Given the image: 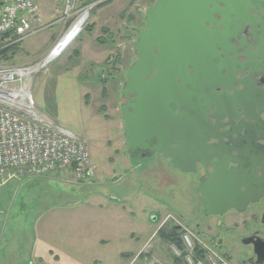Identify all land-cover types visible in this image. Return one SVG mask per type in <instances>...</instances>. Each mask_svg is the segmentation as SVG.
Listing matches in <instances>:
<instances>
[{
    "label": "rangeland",
    "instance_id": "374dc122",
    "mask_svg": "<svg viewBox=\"0 0 264 264\" xmlns=\"http://www.w3.org/2000/svg\"><path fill=\"white\" fill-rule=\"evenodd\" d=\"M154 2L39 0L42 30L19 43L10 58L1 61L0 65L7 66L43 62L87 12L84 26L61 55L32 79V86L39 111L88 142L92 172L82 181L59 173L5 180L0 187V264H45L29 254L34 238L44 236L39 226L45 220L52 221L54 229L57 226L56 240L68 236L74 242V234L83 237L84 242L72 244L68 258L62 259L64 264H141L145 252L171 264L172 241L164 236L173 225L181 227L177 239L184 230L210 247L203 232L196 229L208 221L196 190L197 175L179 172L162 154L143 159L132 158L126 151L119 105L124 103L120 94L124 73L135 61L131 28L144 26L145 12ZM83 45L84 58L78 59L76 52ZM93 48L95 53L101 48L99 60L92 58ZM132 194L143 199L142 210L135 206V218L126 224L120 218L119 205L127 206ZM114 204H118L116 209ZM51 209L61 213L51 212L44 218ZM149 216L156 217V222ZM92 224L102 230H92ZM130 231H135L132 242L127 236ZM96 233L105 235L109 243H96ZM123 248L132 251L119 254ZM77 255L81 258L73 260Z\"/></svg>",
    "mask_w": 264,
    "mask_h": 264
},
{
    "label": "water",
    "instance_id": "95a60500",
    "mask_svg": "<svg viewBox=\"0 0 264 264\" xmlns=\"http://www.w3.org/2000/svg\"><path fill=\"white\" fill-rule=\"evenodd\" d=\"M143 21L141 29L131 28L135 61L120 89L126 99L119 111L127 154L143 159L162 154L184 173L200 166L205 178L197 192L206 204L204 215L244 212L264 197L263 178L255 177L256 170L246 176L241 162L228 169L219 147L209 145L222 137L216 132L218 120H231L230 112L220 109L234 97L211 89H231L221 76L228 64V39L243 23L264 29V0H155Z\"/></svg>",
    "mask_w": 264,
    "mask_h": 264
},
{
    "label": "built area",
    "instance_id": "2783aa9c",
    "mask_svg": "<svg viewBox=\"0 0 264 264\" xmlns=\"http://www.w3.org/2000/svg\"><path fill=\"white\" fill-rule=\"evenodd\" d=\"M38 2L0 0V48L19 44L42 30ZM49 63L0 65V187L9 178L59 173L82 181L92 172L88 142L37 108L32 79ZM169 253L171 264H232L184 230L179 239L170 242ZM141 264L165 263L145 252Z\"/></svg>",
    "mask_w": 264,
    "mask_h": 264
},
{
    "label": "flooded vegetation",
    "instance_id": "af4514ba",
    "mask_svg": "<svg viewBox=\"0 0 264 264\" xmlns=\"http://www.w3.org/2000/svg\"><path fill=\"white\" fill-rule=\"evenodd\" d=\"M227 44L228 64L221 76L229 80L231 89L224 91L221 87H213L211 91L216 95L234 96L220 109L229 111L232 117L231 120L225 118L217 122L212 116L215 112L212 109L209 121L213 125L218 123L216 132L222 137L211 140L209 145L219 147V154L229 160L228 169L237 168L241 162L246 176L251 177L256 170L254 175L263 178L264 189V29L259 23L240 24ZM218 114L224 116L225 113H217L219 117ZM236 159L238 162L232 163ZM208 172L212 170L209 168ZM186 174L197 175V188L200 178H205V171L200 166L195 173ZM201 199L204 218L214 220V223L208 224L207 221L196 229L203 232L210 247L232 264H264V197L249 204L244 212L231 210L223 216L214 217L204 215L206 204ZM152 217L149 216V220Z\"/></svg>",
    "mask_w": 264,
    "mask_h": 264
},
{
    "label": "crops",
    "instance_id": "0c3cea01",
    "mask_svg": "<svg viewBox=\"0 0 264 264\" xmlns=\"http://www.w3.org/2000/svg\"><path fill=\"white\" fill-rule=\"evenodd\" d=\"M38 10H39V8H38ZM40 16H41V14H40ZM85 47L86 46L83 45L82 50H80V52H76V54L78 56V59L84 58L82 56V51H84ZM100 49L101 48L96 49V53H95L94 48L90 50V52H91L90 54H93L92 58L98 59V60L101 58V55H100L101 54V50ZM103 52H106V49ZM87 53H88V50L86 51L85 54H87ZM107 58H108L107 56L104 57L105 60ZM107 60L104 62L105 64L108 62ZM74 78H77V76L75 75ZM131 198H132V200L130 201V203L128 202V204H126L127 206L119 205L120 206L119 210L121 211L120 212V218H122V220L126 224L129 223L130 220L135 218V214L133 212V211H135V209H133L135 206H136V208H138V210H142L143 199H141V197L138 198L136 194H132ZM129 204H133V205L130 206ZM114 205H115L114 209H116L118 204H114ZM60 211L61 210L51 209V210H49V212H46L43 217L44 218L47 217V215L49 213H51V212H56V213L60 214L61 213ZM54 215H55V217L57 216V214H54ZM50 222H51V224H50ZM52 224H53L52 221H50V220L46 221L45 220L44 224L42 226L41 225L39 226L40 227V234H43L44 236L43 237H40V236L37 237L36 236V238H34V242L30 246L29 254L31 255L32 259L33 258L36 259V260L43 259L45 264H52V262L54 264H64L62 259H65V258L67 259L68 258V251L70 249H72V247L74 246L72 244L75 243V242H77V244H78L79 240L83 241V242H84V240H83V237L81 238L77 234H74V237H72V238H76V240H77V241H74V242L72 240H70L68 236H62L61 240L60 239L56 240V239H54L53 234L55 233L54 230H57V226L54 229ZM85 225H86V222H85ZM43 226H44V228H43ZM91 226H92V230H96L97 232H98V230H100V231L102 230V227H100V226L95 227V224H92ZM37 227L38 226H36V228ZM43 230H44V232H42ZM129 233L127 234V236L129 238V241L132 242L131 236H132V234L135 233V231H130ZM98 234H100V233H98ZM98 234L96 233L95 235H98ZM102 236H104V239L106 238L105 235H98L97 239H95V242L98 243L99 245H104V244L106 245L107 243H109L108 239L104 240L102 238ZM119 238H120V236H119ZM116 239H114V241ZM122 239H124L125 241L127 240L126 237H124ZM124 240H122V242H124ZM130 251H132V249L126 250V249L123 248V249H120L119 254L120 253H124V252H130ZM80 258L81 257L79 255H77L76 257L73 258V260H75V259L78 260ZM73 264H75V263H73Z\"/></svg>",
    "mask_w": 264,
    "mask_h": 264
},
{
    "label": "bare ground",
    "instance_id": "6f19581e",
    "mask_svg": "<svg viewBox=\"0 0 264 264\" xmlns=\"http://www.w3.org/2000/svg\"><path fill=\"white\" fill-rule=\"evenodd\" d=\"M88 14L87 12L83 13L77 21L69 28L64 37L59 41V43L53 48L49 55L45 58V63H51L56 58H58L61 53L64 51L65 47L69 44L71 39L77 34V32L84 26L86 23Z\"/></svg>",
    "mask_w": 264,
    "mask_h": 264
},
{
    "label": "trees",
    "instance_id": "16d2710c",
    "mask_svg": "<svg viewBox=\"0 0 264 264\" xmlns=\"http://www.w3.org/2000/svg\"><path fill=\"white\" fill-rule=\"evenodd\" d=\"M17 48H18V44L14 45V46H11V47L0 48V63H1L2 60L9 59L10 58V55H12L13 52ZM164 237L166 238L167 241H175V240H177L176 232L173 231V230H171V232L169 231V233H167Z\"/></svg>",
    "mask_w": 264,
    "mask_h": 264
}]
</instances>
